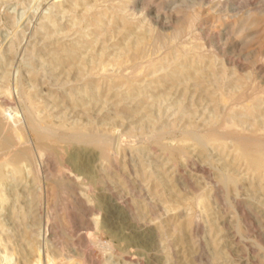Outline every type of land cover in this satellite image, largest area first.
<instances>
[{
    "label": "rangeland",
    "instance_id": "1",
    "mask_svg": "<svg viewBox=\"0 0 264 264\" xmlns=\"http://www.w3.org/2000/svg\"><path fill=\"white\" fill-rule=\"evenodd\" d=\"M0 108V264H264V0H0Z\"/></svg>",
    "mask_w": 264,
    "mask_h": 264
},
{
    "label": "bare ground",
    "instance_id": "2",
    "mask_svg": "<svg viewBox=\"0 0 264 264\" xmlns=\"http://www.w3.org/2000/svg\"><path fill=\"white\" fill-rule=\"evenodd\" d=\"M83 3V2H82ZM85 4V3H84ZM53 6H56L53 4ZM36 9H38V6L36 7ZM45 17V16H44ZM46 18V17H45ZM114 21V20H113ZM99 22V21H98ZM118 26H120V23L118 22H113L112 23V28H117ZM126 30H132V27L127 24V23H123L121 25V28L119 30V33H121L122 31H126ZM51 31V30H50ZM49 31V32H50ZM52 32V31H51ZM54 32V31H53ZM93 33H96L95 31H92L91 33L89 34H93ZM79 43V42H78ZM81 43V42H80ZM85 43V42H84ZM87 43V42H86ZM89 43V41H88ZM91 44V43H89ZM90 47V46H89ZM80 49H77L76 46L73 47V49L69 50V52H75L76 54L79 51ZM13 55V54H12ZM71 54L68 55L67 59L66 60H71V66H73L72 64H74V58H76L75 56H70ZM80 58V57H79ZM140 58V52L136 50V52L134 51L133 54H131L129 57H127L126 60H120V61H116L115 64L117 65V69L119 68L120 72L115 75V74H112L110 75L111 77L113 76L114 79H118V80H123L124 82V79H127L129 77H135L136 74H138L136 71L137 69L139 68V65H138V60ZM62 59V58H61ZM82 60V59H81ZM70 62V61H69ZM129 62V63H128ZM64 63V62H63ZM83 63V62H81ZM140 63V62H139ZM68 64V63H67ZM100 64V63H99ZM111 64L110 62L109 63H103L101 62V66H99V68L96 70V74H98L100 72V70H105L107 68V66ZM75 65V64H74ZM71 66H67V67H64L62 69V71L60 73L64 74L63 77H65L66 75L69 76L70 71L74 68V66L71 68ZM65 68H67L65 70ZM91 69V68H90ZM92 69L95 70V67H92ZM140 69V68H139ZM127 70H129L128 72H126ZM74 72V71H73ZM89 72V71H88ZM94 72V71H93ZM90 73H92V70L90 71ZM73 74V73H72ZM69 78V77H68ZM89 78V77H88ZM109 80V79H108ZM130 80V79H129ZM85 81H88L85 80ZM91 81V80H90ZM89 81V82H90ZM92 82V81H91ZM106 82V81H104ZM93 83V82H92ZM118 83V82H117ZM91 84V83H89ZM98 84V83H97ZM88 85V84H87ZM86 85V86H87ZM112 86V85H111ZM94 87V86H93ZM115 87V86H114ZM86 88V87H85ZM102 89V88H101ZM103 90V89H102ZM108 92V91H107ZM104 93V92H103ZM105 96V95H104ZM95 99V98H94ZM27 100L29 101L28 103H30L31 105H33V100L31 98V96H28L27 97ZM25 103V102H24ZM82 104V103H80ZM29 107V106H27ZM30 107H33V106H30ZM35 107V106H34ZM3 109L0 108V113ZM7 110L4 109V112H6ZM28 113V112H27ZM6 119L8 120V122H10L9 120H12L14 122V120L10 117V116H7L6 115ZM29 124L31 127H33V129L35 130V127H36V124L34 122V120H30L29 121ZM40 124V123H39ZM38 128V126H37ZM260 129V128H259ZM224 130V128H223ZM91 131V130H90ZM230 131V130H228ZM232 131V130H231ZM1 133H4V139L2 141V143L0 144V149H7L8 148V142H14V143H17L19 142L21 139H22V135L19 131L15 130V129H12V126H6L5 124L3 123H0V134ZM49 133V132H47ZM46 133V134H47ZM76 133V132H75ZM43 134L41 132H37L36 131V139H37V142H38V146L40 149L42 150H45V151H48L50 153L54 152L55 151L57 152L59 149V147L57 146V144L60 142V139L59 137H53V136H49L48 134ZM53 134V133H52ZM78 134V133H77ZM255 134V133H254ZM79 135V134H78ZM82 135V134H81ZM80 136V135H79ZM78 136V137H79ZM241 137V136H240ZM248 137V136H247ZM250 137V136H249ZM70 138V137H68ZM82 138V136L80 137ZM84 138V137H83ZM264 139V138H263ZM237 140V139H236ZM237 141L238 142V149H239V154H240V157L244 158L246 160V164H247V170H251V171H254V172H257V173H264V142L261 140V141H256L255 139H253L251 137V139H241L239 138ZM22 145V144H21ZM59 145V144H58ZM60 146V145H59ZM10 147V146H9ZM57 149V150H56ZM101 149L103 150L104 149V146H101ZM107 149V148H106ZM21 150V149H20ZM27 150V149H25ZM22 152L24 151L21 150ZM107 151V150H106ZM22 152H16L14 153V156L15 157H19L20 153ZM13 155V154H11ZM23 155L22 157H24V153L21 154ZM14 156L12 158H14ZM241 158V159H242ZM16 159V158H15ZM20 159H22L20 157ZM13 162V161H12ZM1 168V167H0ZM256 175V174H255ZM260 177V176H259ZM231 187V186H230Z\"/></svg>",
    "mask_w": 264,
    "mask_h": 264
}]
</instances>
